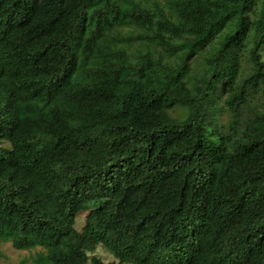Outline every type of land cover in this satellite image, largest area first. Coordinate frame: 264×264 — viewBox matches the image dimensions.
I'll list each match as a JSON object with an SVG mask.
<instances>
[{
  "label": "trees",
  "instance_id": "trees-1",
  "mask_svg": "<svg viewBox=\"0 0 264 264\" xmlns=\"http://www.w3.org/2000/svg\"><path fill=\"white\" fill-rule=\"evenodd\" d=\"M63 1L0 0V139L11 146L0 149V243L43 247L53 264H88L101 242L137 264H264V0H174L175 20L157 3L88 12L92 0H75V19L60 23ZM39 10L52 18L33 22ZM57 25L62 37L44 39ZM122 25L147 43L115 72L128 90L79 97L115 109L61 108L80 40L88 52ZM223 31L188 84L189 58Z\"/></svg>",
  "mask_w": 264,
  "mask_h": 264
},
{
  "label": "rangeland",
  "instance_id": "rangeland-1",
  "mask_svg": "<svg viewBox=\"0 0 264 264\" xmlns=\"http://www.w3.org/2000/svg\"><path fill=\"white\" fill-rule=\"evenodd\" d=\"M139 1V0H138ZM146 3L153 11L154 4H159L161 10L171 19H176L172 9V2L174 0H141ZM104 5L102 0H92L87 6V11L100 8ZM75 0L63 1V14L61 16L60 23L75 19ZM255 9L249 10V15L252 19L255 18ZM52 14L39 10L32 18L33 22H38L43 19H51ZM59 23V24H60ZM64 28L57 25L54 30L43 35L44 39L51 40L52 38L62 37ZM137 36V32L130 27L124 25L116 27L112 31H107L104 37H99L97 41L92 45L91 50L86 52V39L83 37L80 40V52H79V66L76 74L73 76L74 93L71 96L58 102L61 108L75 111L87 115L90 118L100 119L105 113L115 109L116 104L111 97L102 98L90 103H83L79 100L83 91L91 85L92 88L108 87L116 93H124L129 88L128 80L123 76H116L115 72L118 66L125 62L126 59H131L137 53L138 49L146 47L147 43L141 45L134 38ZM225 36V31L218 33L214 40L204 49L197 51L192 57L189 58V70L185 74L188 84L193 85L200 79L202 74L207 68V61L215 54L220 47ZM165 42L171 44H178L180 38H173L170 35H164ZM150 43V42H149ZM264 59V50L262 51ZM257 107L260 113H264V99H259ZM184 111H177L175 117H181ZM228 114L224 113L222 121L228 122ZM0 149H11L10 143L7 140L0 139ZM91 208L85 211H80L76 215V229L82 232L86 219L90 214ZM0 264H53L48 257L47 249L43 247H37L29 250H17L11 243H0ZM98 260L106 264H137L134 261L122 260L120 255L116 253L109 245L104 242L99 243L93 252L89 253V263L93 264L92 259Z\"/></svg>",
  "mask_w": 264,
  "mask_h": 264
}]
</instances>
